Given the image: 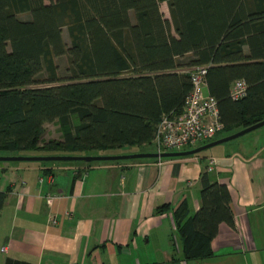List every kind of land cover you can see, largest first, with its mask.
<instances>
[{
    "label": "trees",
    "instance_id": "16d2710c",
    "mask_svg": "<svg viewBox=\"0 0 264 264\" xmlns=\"http://www.w3.org/2000/svg\"><path fill=\"white\" fill-rule=\"evenodd\" d=\"M197 64H208L206 87L224 123L210 140L263 120L264 0H0V154L151 144L162 116L184 111ZM239 78L248 88L236 99ZM55 120L62 138L44 141ZM200 182L197 212L182 203L174 214L188 258L213 256L220 223L235 225L228 184L207 172Z\"/></svg>",
    "mask_w": 264,
    "mask_h": 264
},
{
    "label": "crops",
    "instance_id": "0c3cea01",
    "mask_svg": "<svg viewBox=\"0 0 264 264\" xmlns=\"http://www.w3.org/2000/svg\"><path fill=\"white\" fill-rule=\"evenodd\" d=\"M259 129L180 156L0 160V264H264V125ZM139 151L156 149L106 154ZM203 172L228 184L235 225L220 223L213 256L188 258L174 214L182 203L189 215L200 208ZM165 203L170 208L157 211Z\"/></svg>",
    "mask_w": 264,
    "mask_h": 264
},
{
    "label": "built area",
    "instance_id": "2783aa9c",
    "mask_svg": "<svg viewBox=\"0 0 264 264\" xmlns=\"http://www.w3.org/2000/svg\"><path fill=\"white\" fill-rule=\"evenodd\" d=\"M190 70L193 86L186 97L184 111L180 115L164 114L158 124L154 137L158 152L200 145L213 138L224 127L220 119L218 99L205 92L208 64H197ZM247 88L248 83L244 78L236 79L230 90L232 97L238 99L245 96ZM216 162L215 157L210 158L208 168L212 169ZM54 198V195L48 194V203L52 204ZM50 219L54 223L58 222L54 215Z\"/></svg>",
    "mask_w": 264,
    "mask_h": 264
},
{
    "label": "water",
    "instance_id": "95a60500",
    "mask_svg": "<svg viewBox=\"0 0 264 264\" xmlns=\"http://www.w3.org/2000/svg\"><path fill=\"white\" fill-rule=\"evenodd\" d=\"M264 125V119L257 121L249 126L243 127L233 133L223 135L219 138L210 140L203 144L194 146L188 149L180 150H166V151H139L131 153H122V154H34V155H24V154H0V160H103V159H120V158H134V157H166V156H180L187 154H194L200 152L206 148H209L213 145L223 143L234 139L240 135H243L253 129H256Z\"/></svg>",
    "mask_w": 264,
    "mask_h": 264
},
{
    "label": "rangeland",
    "instance_id": "374dc122",
    "mask_svg": "<svg viewBox=\"0 0 264 264\" xmlns=\"http://www.w3.org/2000/svg\"><path fill=\"white\" fill-rule=\"evenodd\" d=\"M46 1L49 2L50 0H46ZM162 6H163V10H164L165 16L166 17H170L169 11L166 12V10L164 9L165 6L168 7L167 3L166 2H162ZM29 16H30L29 13H22L21 14V17H23V18H28ZM63 37H64V40L67 43H70V39H69V35H68V31H67L66 27L63 29ZM56 60H57V63L59 65L60 73L65 76L68 73L67 72V67L69 66L68 54H63V55L57 56ZM46 126H47V129H46V132L44 133L43 139L49 140V139H52V138H58V137H62L63 136L61 128H60V125H59V123L56 120L52 121V122H48L46 124ZM259 128L260 127L256 128V129H253V130H251V131H249V132H247V133H245L243 135H240V136H238V137H236L234 139L226 141L225 143L230 144L231 142H237V141L244 140L246 138V136H249V134H255L257 132H260L259 130H261V129H259ZM134 148L155 150L156 149V145H155L154 142L151 143V144H147V145H145L143 147L126 145V146H123V147H120V148H111L110 151H113V152H115V151H129V150H132ZM94 154H97V152H95Z\"/></svg>",
    "mask_w": 264,
    "mask_h": 264
}]
</instances>
